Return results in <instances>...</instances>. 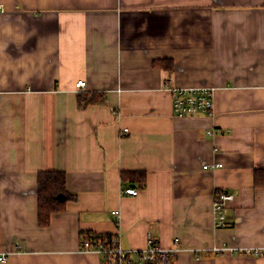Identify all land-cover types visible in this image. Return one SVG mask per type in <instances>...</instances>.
<instances>
[{
    "label": "crops",
    "instance_id": "obj_1",
    "mask_svg": "<svg viewBox=\"0 0 264 264\" xmlns=\"http://www.w3.org/2000/svg\"><path fill=\"white\" fill-rule=\"evenodd\" d=\"M178 86L211 87L212 113L175 116ZM51 170L71 196L42 223ZM82 232L264 264V0H0V264H102Z\"/></svg>",
    "mask_w": 264,
    "mask_h": 264
},
{
    "label": "built area",
    "instance_id": "obj_2",
    "mask_svg": "<svg viewBox=\"0 0 264 264\" xmlns=\"http://www.w3.org/2000/svg\"><path fill=\"white\" fill-rule=\"evenodd\" d=\"M77 88L84 86L83 80L75 82ZM172 92V111L177 117L193 116L196 114H211L213 109V89L209 86H178L170 88ZM123 131H127L124 129ZM220 163L204 165L203 167H218ZM119 192L126 195H134L137 188L125 186ZM234 193L226 190H218L212 199V213L214 226H227L225 209L229 201L233 200ZM112 214L117 215V210H112ZM174 247H160L150 234H148L147 246L144 249L133 252L119 246L116 235L110 237L98 236L93 238H82L81 247L84 250H93L103 258L102 264H153L159 261L166 264L169 256L177 251L180 244L177 238L173 241ZM252 255H263L264 248H251L245 250ZM6 259L4 253H0V261Z\"/></svg>",
    "mask_w": 264,
    "mask_h": 264
},
{
    "label": "trees",
    "instance_id": "obj_3",
    "mask_svg": "<svg viewBox=\"0 0 264 264\" xmlns=\"http://www.w3.org/2000/svg\"><path fill=\"white\" fill-rule=\"evenodd\" d=\"M168 62V61H167ZM165 66H168L167 64ZM90 101V99H89ZM89 101H86V105ZM130 172V171H129ZM125 174V172H123ZM140 180L138 182L143 183L144 173L140 172ZM65 173L63 171H42L38 174V196H39V209L40 220L42 223H46L49 215L53 211L58 210V205L61 206L64 201L70 198L65 190ZM111 233H94V232H82L81 238H93L98 236L110 237Z\"/></svg>",
    "mask_w": 264,
    "mask_h": 264
}]
</instances>
